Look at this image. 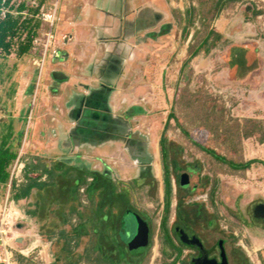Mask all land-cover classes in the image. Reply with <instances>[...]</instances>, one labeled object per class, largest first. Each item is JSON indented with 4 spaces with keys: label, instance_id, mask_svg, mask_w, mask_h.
<instances>
[{
    "label": "rangeland",
    "instance_id": "rangeland-1",
    "mask_svg": "<svg viewBox=\"0 0 264 264\" xmlns=\"http://www.w3.org/2000/svg\"><path fill=\"white\" fill-rule=\"evenodd\" d=\"M25 1L37 5L36 0ZM88 1L49 0L40 8L37 15L42 27L39 37L34 42V48L21 59H18L15 53L7 60L0 58V62L7 61L2 73H0V117L4 116L3 119L10 120L6 115L14 114L17 119L20 116L24 117L25 124H28L27 120L32 112V99L38 86L41 63L45 56L46 33L49 30V25L43 20L42 13L60 3L57 19L61 17L62 22H64L66 21V14H62V11L71 7L74 9L77 7V11H80L85 3H89ZM98 1L90 0V3L95 4ZM215 2L216 0H147V2L134 0V7L143 3H151L156 7L155 11L161 15L158 19H152L151 9H148L145 16H147L148 22L153 24L152 29L160 31V35L155 40L149 37L147 46L135 48L132 53L134 58L131 66L120 68L122 72L118 77L116 76L115 80H117L118 86L124 90L122 94L118 93L122 91H116L115 97L120 94L116 101L119 107L120 104L123 106L122 103H125L122 110L129 107L132 109V116L137 118V120L132 121L133 124L135 122L140 129L148 132L151 143L154 137L163 133L169 112H174L175 118L170 120V125L166 131V136L172 141L174 148V153L169 154L168 163L172 166L173 154L176 153L177 158L181 161L180 165L183 163L198 165L199 174L193 176V179L195 182L199 180L201 185L196 192L198 197L195 199L196 201H204L207 198L205 201L209 206L208 210L217 218L216 231L219 232L217 236H221L224 232L228 238L235 237V241L248 255L252 264H264V229L257 227L252 215L253 204L257 201H264V164L254 163L246 170H233L228 165L221 164L199 147V145H203L235 162L250 160L264 162V89L258 90L257 97L250 98L251 100L248 97L250 91L244 95L243 91L239 90L240 93L238 91L237 95L231 96L232 86L223 82L222 77H217L218 73L225 68V64L219 60V55L221 51L225 50V46L238 40L236 37L223 42L209 54L200 53L201 56L194 61L196 63L209 61L210 65L206 71H195L193 59L189 63L186 62L189 56L190 42L194 48L199 45L209 30H221L222 28L216 26L215 23L225 12L229 14L227 19L232 18L233 21V23L228 24V28L232 26L236 28L241 24L243 25L242 13H244L245 8L248 6L251 9L254 8L251 12L255 13V18L245 21L247 35L239 41L249 43L253 47V41L259 36L264 39V0H230L217 17L215 16L218 8H216ZM189 7L195 8L194 26L190 29L188 39H185L183 36L185 21L183 19L185 18V11ZM143 11L146 12L145 9ZM77 13H75L74 19L82 17L80 15L77 17ZM97 16L98 14L95 12L90 15L93 24L98 23L99 18ZM129 16L134 17V13H130ZM163 24H170L169 29L163 30L161 28ZM98 27L100 28V26ZM149 28L151 29V27ZM56 29L55 24V35ZM58 29L59 32L63 31L62 34L67 33V29L64 30L59 26ZM240 32L245 31L241 30ZM195 33L196 37L192 40ZM58 44L59 39L56 42V49H59V47L57 48ZM173 47L176 48L171 51ZM55 48H50L49 52L54 54ZM259 51L258 48L254 54L253 50L250 58L254 59ZM260 56L261 58H255L256 66L260 63L264 66L263 46ZM49 60L48 58L46 61V67ZM76 76V78L72 77L71 79L74 83L81 81L78 76H82V74L79 73ZM86 76L96 77V73ZM42 81H45V75H43ZM94 83L95 81L92 82V84ZM12 96L14 98H11ZM53 109L59 114L57 106ZM22 131V136L14 140L13 144L25 162L32 157H42V155L46 157L48 162L77 158L79 161L88 162V167H91L90 170H93L92 168H98L101 171L110 169V176L112 175L117 180L130 182L133 189L128 186L129 198L131 197L134 206L151 218L153 227L152 246L142 264H166L170 261L171 258L166 257L162 251V236L158 232L163 215V176L160 162L157 161L159 160L156 155L158 154L157 149H149L156 155H154L152 171L157 183H151L150 180L148 183L139 180L138 186L131 180L138 172L134 161L129 159L123 149L116 147L112 149H69L66 152L61 149H43V146L40 145L36 149L33 147L23 149L26 137H28L25 125ZM31 132L32 130L29 129L28 133ZM56 143L59 144L58 140ZM178 149L181 151L178 152ZM169 152L171 153V151ZM171 174L174 183L172 171ZM22 178L24 181V177ZM214 180L217 187L214 199H212L211 188ZM9 189V183L0 185V206L4 204L7 195L11 197ZM180 194L183 195L184 192L180 191ZM175 196L174 193L170 224L173 220L176 204ZM199 196L202 197L199 198ZM15 203V207L22 209V213L25 214L23 206H26V202L23 204V202L16 201ZM25 216V218L17 221L12 220L6 225L7 233L3 238L5 239V246L12 253V262L14 264H49L51 262L50 264H52L55 261V252H58L60 248L54 239H47L40 233V230L43 226L50 227V225L55 224V219L52 221L50 219V222L43 221L42 224L30 219L27 215ZM13 222L14 225L11 227ZM126 223L130 232L137 230L138 223L135 215L128 214ZM200 223L204 227L206 221L201 220ZM5 246L2 247L0 241V255L3 254L2 251ZM170 253L171 251L168 250V255ZM189 254L191 251L185 249L182 258L188 259L187 255Z\"/></svg>",
    "mask_w": 264,
    "mask_h": 264
},
{
    "label": "crops",
    "instance_id": "crops-1",
    "mask_svg": "<svg viewBox=\"0 0 264 264\" xmlns=\"http://www.w3.org/2000/svg\"><path fill=\"white\" fill-rule=\"evenodd\" d=\"M133 1L99 0L98 3L92 4L89 0V3H85L80 11H77V7L62 11V14H66V21L62 22V18L59 17L56 23V37L59 39L57 48L59 47V49L55 48L54 54L49 52L46 55L44 65L40 71L38 86L32 99V112L27 120L28 126L22 116L17 119L14 114L6 115L10 120L3 119L4 116L0 117V128H6L9 124L12 125V138L14 140L22 136V128L25 125L28 137H26L23 149H30V147L36 149L40 145L43 146V149H61L63 151H69V149H112L113 147L124 150L126 149L125 138L127 134L123 133L116 136L115 126L111 125L115 123V120L118 121L117 124L122 123L129 131L139 130L145 137L148 149H157V153L161 149L160 140L163 133L154 137L151 143L148 132L140 129L135 122L133 124L132 121L137 120V118L132 116V109L129 107L130 109L122 110L125 103H122L123 106L120 104V108L116 102L117 97L124 90V88L118 86L117 80H115L116 76L118 77L122 72L120 68L131 66L134 58L132 53L135 48L147 46L146 43L149 37L155 40L160 35V31L152 29L153 24L149 23L147 16H145L148 9H151L152 19H158L161 15L155 11L156 7L151 3H143L138 7H134ZM141 1L143 2V0ZM144 1L147 2V0ZM59 7L60 3H58ZM144 9L146 12L143 11ZM93 12L98 14L99 20L96 24H93V20L90 18ZM75 13L78 14L77 17L79 15L82 17L74 19ZM130 13H134V17H130ZM228 15V12H225L223 16L221 15L217 19L215 25L222 29L216 30L223 35L224 42L232 37H236L238 40L231 42L225 46V50L221 51L219 60L225 64V68L218 73L217 77H222L223 82H227L229 86H232L231 96L237 95L239 90H242L244 95L247 91H250L248 97L252 99L257 97L258 90L264 89V66L262 63L258 66L255 65V58H261L264 39L259 36L253 41V47L249 43L240 42L239 40L244 39L247 35L246 23L242 19L243 25L228 28V24L233 23L232 18L227 19ZM58 26L64 30L67 29V33L62 34L63 31L59 32ZM169 27L170 24H163L161 28L168 30ZM240 29L245 32L241 33ZM175 48L173 47L171 51ZM258 48L260 51L257 56L251 59L250 54H253V50L255 54ZM200 56L201 54L193 58V66L195 71L204 72L209 67L210 62L196 63L194 60H198ZM48 58L50 60L46 67L45 64ZM55 72H61L65 75V78L57 80L53 76ZM84 72L85 75L83 76ZM79 73L82 74V76H78L81 81L74 83L71 79L72 77L76 78ZM93 73H96V77L86 76ZM43 75H45V81H42ZM93 81H95L94 84H92ZM116 91L122 92H118L120 94L115 97ZM56 106L59 108V114L53 109ZM90 108L98 111L95 116L88 115L91 112ZM106 108L109 109L113 119L108 126L109 139L104 138L103 140V136L100 137L92 132L97 127L98 114H102L106 111ZM103 122L105 123L106 120L103 119ZM29 129L32 130L31 133H28ZM57 140L59 144L56 143ZM156 155L158 156V154ZM42 157L46 159L44 155ZM60 160L76 167L91 169V167H88V162L79 161L77 158H70L71 161ZM157 161L159 162V160ZM92 169L105 174L111 173L110 169L104 171L98 168ZM112 178L117 180L114 177ZM19 202L24 204L25 200ZM23 207L25 209V206ZM20 210L22 211V209ZM25 215L27 214L25 213Z\"/></svg>",
    "mask_w": 264,
    "mask_h": 264
},
{
    "label": "trees",
    "instance_id": "trees-1",
    "mask_svg": "<svg viewBox=\"0 0 264 264\" xmlns=\"http://www.w3.org/2000/svg\"><path fill=\"white\" fill-rule=\"evenodd\" d=\"M36 1L37 5L25 0H0V58L3 60H7L14 53L21 59L34 48V42L39 37L42 27L37 15L40 8L49 0ZM229 1L216 0L215 6L218 11L215 17ZM252 10L254 8L251 9L249 6L245 8L242 13L243 21L255 18ZM194 11V7H189L185 11L183 19L185 39H188L190 29L194 26ZM195 37L196 33L192 40ZM223 42L222 34L214 29L209 30L196 47L193 48L190 42L186 62L189 63L201 52L210 53ZM5 62H0V73ZM173 118L175 114L171 112L160 140L165 160L169 159L168 149H174L172 141L166 136L170 120ZM12 137L11 124L6 128H0V185L9 182L10 167L19 155ZM199 147L233 170H246L254 163L264 164L260 160L235 162L203 145ZM170 176L171 171L167 165L163 209L165 216L161 227L164 241L173 242L168 226L172 204ZM23 177L22 183H12L11 198L14 201L25 200V213L38 223L43 224V221L55 219V224L50 227L43 226L40 230L47 239H54L60 248L55 252V261L52 264H142L152 246L153 233L147 250H130L128 247L133 235L131 233H134L128 230L126 223V217L130 214L129 207H133L128 192L129 187L133 189L130 182L115 180L104 172L76 167L65 161L48 162L47 159L38 156L25 162ZM216 187L214 180L211 188L212 199Z\"/></svg>",
    "mask_w": 264,
    "mask_h": 264
},
{
    "label": "flooded vegetation",
    "instance_id": "flooded-vegetation-1",
    "mask_svg": "<svg viewBox=\"0 0 264 264\" xmlns=\"http://www.w3.org/2000/svg\"><path fill=\"white\" fill-rule=\"evenodd\" d=\"M90 110L91 112H89L88 115L91 114L92 116H95V113L98 112L94 108H90ZM98 116L99 120H97V127L92 133L97 134L100 137L103 136V140L104 138L108 140L110 134L108 126L111 124L110 121L113 117L111 116L108 108H106V111L102 114H98ZM103 119L106 120L105 123L103 122ZM117 122L118 121L115 120V123L111 125L115 126L116 136L122 135L123 133L125 135L127 134L125 138L126 149L124 150L129 159L134 161L138 171L137 175L131 180L138 186L139 180H143L147 183L148 180H150L151 183L156 184L157 180L152 171L154 165V155L148 149L145 137L139 130L129 131L122 125V123L117 124ZM169 151H171V155L174 149ZM177 151L180 152L181 150L178 149ZM175 154H173L172 166H170L168 163L169 159H164L162 150L159 149L158 151L160 169H162L163 176V209L165 201V167L167 165H169L175 181L174 184L172 182V177L170 176L172 184V198L173 194H176L173 220L170 224L169 217L168 222L173 242L164 241L163 238V229L161 224L163 217L165 216L164 210L158 228V232L161 234L163 241L162 251L165 253L166 257L171 258L166 264H252L248 255L235 241V237L228 238L224 235V232H222L221 236H217L219 233L216 231L218 224L217 218L208 210L209 206L205 201L207 198L205 197L206 199H204V201H196L195 199V197H198L196 192L199 190L201 184L199 180L195 182L193 176L199 174L200 168L198 165H190L189 163L183 162V164L180 165L181 161L177 158V154ZM180 191L184 192V194L181 195ZM206 196L208 197V194ZM201 197L202 196H199V198ZM130 202L133 206L129 207L130 214L139 215L147 223L149 227V237L145 245H142L140 240H136L131 243L137 232V230H135L128 242V247L130 250L142 249L145 251L149 248L151 242V236L153 233L152 221L147 214L141 211L138 207L134 206L131 199ZM252 215L254 216V221L257 223V227L264 229V201H257L253 204ZM201 220L206 221L204 227H202V223H200ZM185 249L191 251V254L187 255L189 257L188 259L182 258ZM168 250L171 251L170 255H168Z\"/></svg>",
    "mask_w": 264,
    "mask_h": 264
},
{
    "label": "built area",
    "instance_id": "built-area-1",
    "mask_svg": "<svg viewBox=\"0 0 264 264\" xmlns=\"http://www.w3.org/2000/svg\"><path fill=\"white\" fill-rule=\"evenodd\" d=\"M57 10L58 6H52L49 8L47 12H43V20L49 25V30L46 33V43L44 45V52L45 56L49 52L50 48H55L57 38L54 32V27L56 24L57 19ZM37 42V41H36ZM43 57L44 59L42 60L41 63V69L42 66L44 65V61L46 57ZM219 92V91H218ZM221 93V92H220ZM25 168V162L22 160L21 155H18L17 159L14 162V165L10 167V189L9 193H11V187L12 183L16 182L17 184H20L23 182V171ZM8 193V194H9ZM15 201L10 197V195H7L6 200L3 205L0 206V241H1V246H5V239L3 238L4 235L7 233V226L12 220H19L25 218V214L22 213L20 209H17ZM14 221V222H15ZM14 222L11 224V227L14 225ZM3 254L0 255V264H14L12 262V253L9 252L7 249V246L4 247V250L2 251ZM22 254L25 255L23 251H21ZM51 262H49L50 264Z\"/></svg>",
    "mask_w": 264,
    "mask_h": 264
},
{
    "label": "water",
    "instance_id": "water-1",
    "mask_svg": "<svg viewBox=\"0 0 264 264\" xmlns=\"http://www.w3.org/2000/svg\"><path fill=\"white\" fill-rule=\"evenodd\" d=\"M53 76L57 80L65 78V75L62 74L61 72H55ZM257 216H258V214H257ZM135 217H136V220L138 223V227H137L136 235L134 236L131 243L133 241L135 242L136 240H140L141 244L145 245L147 243V239L149 237V227H148L147 223L139 215L135 214ZM131 243H130V245H131Z\"/></svg>",
    "mask_w": 264,
    "mask_h": 264
}]
</instances>
